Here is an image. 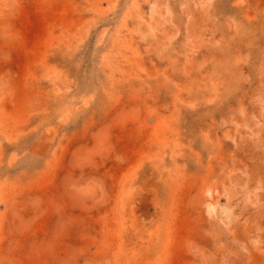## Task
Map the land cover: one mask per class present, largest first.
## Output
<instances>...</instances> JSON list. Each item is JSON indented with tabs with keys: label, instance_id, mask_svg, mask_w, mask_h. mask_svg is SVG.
Masks as SVG:
<instances>
[{
	"label": "rangeland",
	"instance_id": "rangeland-1",
	"mask_svg": "<svg viewBox=\"0 0 264 264\" xmlns=\"http://www.w3.org/2000/svg\"><path fill=\"white\" fill-rule=\"evenodd\" d=\"M0 264H264V0H0Z\"/></svg>",
	"mask_w": 264,
	"mask_h": 264
}]
</instances>
